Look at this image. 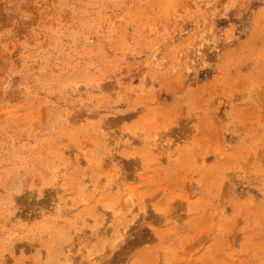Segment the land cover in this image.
<instances>
[{
	"label": "rangeland",
	"instance_id": "obj_1",
	"mask_svg": "<svg viewBox=\"0 0 264 264\" xmlns=\"http://www.w3.org/2000/svg\"><path fill=\"white\" fill-rule=\"evenodd\" d=\"M0 264H264V0H0Z\"/></svg>",
	"mask_w": 264,
	"mask_h": 264
}]
</instances>
